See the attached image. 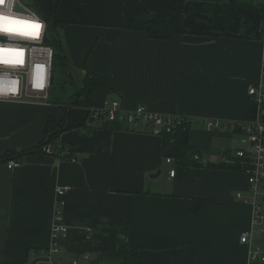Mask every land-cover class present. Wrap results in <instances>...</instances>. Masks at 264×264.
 Returning <instances> with one entry per match:
<instances>
[{
	"label": "crops",
	"instance_id": "0c3cea01",
	"mask_svg": "<svg viewBox=\"0 0 264 264\" xmlns=\"http://www.w3.org/2000/svg\"><path fill=\"white\" fill-rule=\"evenodd\" d=\"M124 1L61 2L58 33L71 85L76 91L90 71L115 91L106 96L95 88L94 109L120 100L126 111L144 106L191 118V142L208 148L201 162L222 164L235 138L237 149L245 147L231 125L247 120L249 88L263 83L264 40H153L122 30ZM53 85L49 100L57 94ZM69 105L66 116L75 128L60 141L79 157L76 162L43 152L24 155L47 138L49 117L64 118L59 104L0 101V264H69L83 252L96 263L129 250L138 251L141 264H260L250 254L264 247V238L241 242L254 226L253 193L243 172L169 164L153 129L112 131L97 121L83 132L76 127L90 109ZM206 120L229 129L207 131ZM10 160L21 166L9 170ZM64 187L61 224L69 232L59 240L60 253L49 258L43 252L52 246L57 191ZM194 202H200L196 213ZM99 263L121 264L115 258Z\"/></svg>",
	"mask_w": 264,
	"mask_h": 264
},
{
	"label": "trees",
	"instance_id": "16d2710c",
	"mask_svg": "<svg viewBox=\"0 0 264 264\" xmlns=\"http://www.w3.org/2000/svg\"><path fill=\"white\" fill-rule=\"evenodd\" d=\"M33 10H35L47 23L48 34L51 38V45L55 50L54 72L63 69L66 71V58L62 42L59 38L58 28L62 23L58 20V9L63 0H23ZM123 31H141L153 40L168 41L176 35H194L212 38H226L236 40H264V0H125L123 8L122 26ZM55 77V75H54ZM56 85V77L54 78ZM67 86L62 85L59 93L52 95L50 102L59 104L65 116L62 120L49 117L47 119V138L32 150L24 153H42L46 146L54 148L66 147L60 141V136L65 131L75 128L68 123L70 117L66 116L68 104L84 108H93V90L100 88L106 96H110L115 91L110 87L107 79L97 74L87 71L81 86L74 92H68ZM54 90V89H53ZM256 106L250 102L248 119L254 117ZM97 121H102L101 127L112 131L137 132L127 124L120 121H107L104 117L96 116L90 111L86 122L76 127L83 132H89L91 126ZM91 126V127H90ZM193 122L186 119L181 120L171 132L162 131V156L174 161L173 165L183 167H208L213 169L242 172L240 165H226L201 162L206 149L195 146L191 142V130ZM145 132H152V127L146 126ZM241 133L240 129L235 130ZM63 160L71 157H79L70 151L69 154L60 156ZM199 157V159H196ZM5 158L3 161H8ZM2 162V161H0ZM200 209V202H194L193 212ZM117 259L121 264H141L139 253L129 250L123 254L102 255L99 262H107ZM71 262V261H70Z\"/></svg>",
	"mask_w": 264,
	"mask_h": 264
},
{
	"label": "built area",
	"instance_id": "2783aa9c",
	"mask_svg": "<svg viewBox=\"0 0 264 264\" xmlns=\"http://www.w3.org/2000/svg\"><path fill=\"white\" fill-rule=\"evenodd\" d=\"M33 32V35L30 34ZM48 26L46 21L22 0H0V101L9 102H48L52 85L54 50L46 43ZM23 53L22 59L13 57L14 52ZM248 95L256 106L252 119H248L233 128L239 127L245 136V147L224 154L221 163L240 165L247 176L253 193V228L241 236V242L250 244L255 236L264 238V65L263 83L249 88ZM96 116L104 117L107 121H120L130 128L140 129L152 127L157 133L171 132L183 118L176 115L154 113L144 106L132 111L122 108L120 100L106 102L100 109L91 108ZM185 120V119H184ZM187 120V119H186ZM189 121V120H187ZM204 127L207 131L228 130L229 127L218 120H206ZM46 155L70 153L71 148H54L49 145L43 148ZM198 159V157H196ZM76 162V156L68 159ZM167 163L174 164L170 158ZM21 162H7L9 170L17 169ZM176 169L170 172L175 177ZM69 191L68 187L57 191V210L55 223L52 228V246L44 251V255L52 258L60 253L59 240L66 238L68 228L61 224L62 210L65 206L63 198ZM242 198V194H238ZM253 262L264 263V247H256L251 251ZM53 264H58L53 261ZM69 264H97L89 252L77 255ZM104 264V263H98Z\"/></svg>",
	"mask_w": 264,
	"mask_h": 264
},
{
	"label": "rangeland",
	"instance_id": "374dc122",
	"mask_svg": "<svg viewBox=\"0 0 264 264\" xmlns=\"http://www.w3.org/2000/svg\"><path fill=\"white\" fill-rule=\"evenodd\" d=\"M23 1V0H22ZM27 4V3H26ZM49 39H50V42H51V38H50V36H49ZM55 51V50H54ZM54 75H55V77H56V85H53V89H54V92L55 93H59V90H60V87L62 86V85H65V86H67L68 88H67V90H68V92H74L75 91V89L73 88V85H71V81H70V78H69V76L67 75V73H66V71H64L63 69H59V70H57L56 71V73L54 72ZM249 96V95H248ZM250 98V97H249ZM250 102H251V99H250ZM53 103V102H52ZM69 106H72V108L73 107H79V106H73V105H69ZM69 108H71V107H69ZM87 109H90V108H87ZM90 112V111H89ZM92 112V111H91ZM173 115H176V116H179V117H181V118H183V119H187V120H190L191 122H192V120H191V118H188V117H185V116H180V115H177V114H173ZM248 119V118H247ZM246 121V120H245ZM237 129H239V128H237ZM236 129V130H237ZM242 135L244 136V134L242 133ZM245 137V136H244ZM235 145H234V147H235V149H237V146L239 145V138H235ZM235 149H233V150H235ZM261 264V263H260Z\"/></svg>",
	"mask_w": 264,
	"mask_h": 264
},
{
	"label": "bare ground",
	"instance_id": "6f19581e",
	"mask_svg": "<svg viewBox=\"0 0 264 264\" xmlns=\"http://www.w3.org/2000/svg\"><path fill=\"white\" fill-rule=\"evenodd\" d=\"M35 11V10H34ZM30 34H32L33 35V32H30ZM47 38H49V34H48V37ZM46 38V39H47ZM46 41V40H45ZM47 44H49L52 48H53V46L51 45V42L50 43H47ZM53 50H54V48H53ZM54 56H55V51H54ZM13 57L15 58H17L18 60H20V59H22V57H23V53H21V52H19V51H17V52H14L13 53ZM53 63H54V60H53ZM53 83H54V67H53V72H52V85H53ZM52 85H51V88H52ZM68 107H72V106H68ZM91 109V108H90ZM248 120V119H247ZM242 123V122H241ZM240 124V123H239ZM239 124H232L231 126L233 127L234 125H239ZM237 128H239V127H237ZM236 127L235 128H233V129H237ZM138 130H140V129H138ZM14 161H18V160H14ZM167 161V160H166ZM256 263H261V262H256ZM261 264H264V263H261Z\"/></svg>",
	"mask_w": 264,
	"mask_h": 264
},
{
	"label": "water",
	"instance_id": "95a60500",
	"mask_svg": "<svg viewBox=\"0 0 264 264\" xmlns=\"http://www.w3.org/2000/svg\"><path fill=\"white\" fill-rule=\"evenodd\" d=\"M46 43H50V39H49V38L46 39ZM160 174H161V171L159 170V171L157 172V174L152 175L151 177H152V178H156V177H158Z\"/></svg>",
	"mask_w": 264,
	"mask_h": 264
}]
</instances>
